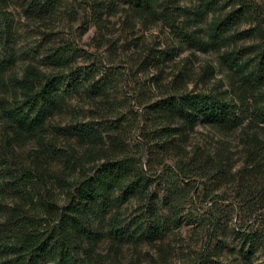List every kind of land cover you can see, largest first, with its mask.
<instances>
[{
  "label": "trees",
  "instance_id": "obj_1",
  "mask_svg": "<svg viewBox=\"0 0 264 264\" xmlns=\"http://www.w3.org/2000/svg\"><path fill=\"white\" fill-rule=\"evenodd\" d=\"M9 1L12 0H0V8H5ZM86 1L85 7L96 24L104 15L116 13L118 3L143 21L158 20L161 14L167 16L175 9L185 10L179 6V0ZM20 4L27 15L48 18L56 13L60 0H21ZM227 5L234 7L223 12ZM193 7L195 9L188 12L200 17L210 11L220 12L214 14L209 24L208 39L194 32L188 34L187 40L201 48L208 41L220 45L229 37L235 38L229 30L238 21L255 20L260 42L253 47L231 48L225 54L229 70L237 76L233 84L237 101L227 100L222 93L170 88L161 91L151 102L144 104L138 100V103L145 111V119L157 122L155 137L163 141L159 145L163 151L183 150L179 138L177 144H173L174 138L170 136L188 138L197 124L235 129L247 121L246 127L262 131L261 137L254 131L245 139L244 164L238 170L233 171V163L223 155L212 158L202 150H195L192 156L186 150L181 158L176 156L178 153H167L159 160L166 166V158L175 155L174 169L165 168L174 172L178 183L190 189L202 184L207 186L208 182L219 189L230 182L238 189L232 198L212 199L215 212L210 215L206 212V219H195L204 231L205 242L214 243L212 253L208 250L200 254L199 264H264V211H261L264 187L256 182L261 174L264 177V19L260 16L261 6L248 0H197ZM11 32L10 25L3 24L0 17V264H104L107 262L104 254L97 252L103 240L115 251L129 243L164 242L173 228L185 220L178 206L179 190L172 185L164 188L165 195L161 199L167 206V215L160 213V195L153 186L161 181L164 171L151 174L142 169L134 155H120L119 128L111 123L93 120L57 126L52 122L55 114L69 102L68 93L58 91L60 80L71 82V89L86 88L87 96L94 99L101 96L105 103L112 76L102 74L96 79L98 68H71L68 74L62 73L63 67H71L74 52L72 46L64 47L63 43L46 50L44 61L52 70L44 71L30 62L20 74H15L12 66L20 53L10 46ZM134 100L137 101L135 96ZM159 122L161 126L156 128ZM58 136L73 139L86 148L81 155L60 153L54 141ZM24 140L26 142L17 143ZM28 142L36 144L32 148L35 150L27 159L20 160L14 144ZM144 147L149 152L153 148L147 137ZM55 160L63 161L60 169L50 165ZM53 183H57L58 194L52 191ZM221 199L229 202L224 204ZM132 200L137 205L127 213L124 204ZM233 203L239 210L256 213L255 221L238 226L235 222L230 224L228 218L222 219V213L234 209ZM218 212L221 214L217 215ZM228 239L233 240V245L227 252L228 259L223 260L217 255L224 253ZM160 263L172 264L166 256Z\"/></svg>",
  "mask_w": 264,
  "mask_h": 264
},
{
  "label": "rangeland",
  "instance_id": "obj_2",
  "mask_svg": "<svg viewBox=\"0 0 264 264\" xmlns=\"http://www.w3.org/2000/svg\"><path fill=\"white\" fill-rule=\"evenodd\" d=\"M196 1L179 0V6L185 9L184 11L175 9L167 16L161 14L158 20L149 18L144 21L131 15L122 3H118L116 13L104 15L98 24L93 20L92 13L87 11L86 0H60L56 13L48 18L27 15L20 4L21 0L9 1L5 8H0L3 24L6 26L9 24L12 29L9 35L12 40L10 46L17 54L20 53L12 66L15 74H20L25 64L30 62L44 71L52 70L44 61L46 50L48 47L63 43L64 47L72 46L74 52L71 54L73 58L71 67H63L62 73L68 74L71 68L81 70L98 68L96 79L102 74L107 77L112 76V84L108 87L105 103L101 101V96L95 99L87 96L86 88L71 89V82L60 80L58 91L68 93L69 102L65 109L55 114L52 122L57 126H63L96 120L117 126L123 148L120 149V155L129 157L134 155L140 161L142 169L151 174L164 171L161 181H156L153 186L155 192L160 195L159 209L162 215H167L168 210L167 206L161 203L165 195L164 188L172 185L179 190L178 206L185 220L181 225L173 228L164 242L129 243L115 251L110 249L106 240H103L99 243L97 252L104 254L107 260L104 264L155 262L161 264L163 256H166L172 264H190L194 261L195 264H199L200 254L208 250L212 253L214 243L205 242L204 231L202 227L197 226L195 219H206V212H209L207 215L213 214L215 210L212 199L226 196L232 198L236 194L237 187L234 183L228 182L219 189L213 182H208L207 186L202 184L198 188L190 189L178 183L174 172L165 167L171 166L174 169V158L176 156L181 158L186 150L189 156H192L195 150H202L212 158L223 155L233 163V171L238 170L244 164L245 139H248L254 131L259 137L263 136L259 129L246 127L244 124L247 121L235 129L197 124L189 132L188 138L181 139L177 134L170 136L174 138L173 144H177L178 140L181 141V146L185 147L183 150L169 148L163 151L159 146L163 141L155 137L154 124L157 122L150 123L145 119V111L138 100L144 104L151 102L160 96L161 91L170 88L222 93L227 100L237 101L233 89L237 76L229 70V62L225 54L231 48L253 47L260 42L261 35L256 28L255 20L238 21L229 30L235 38L229 37L220 45L208 41L207 45L201 48L187 40L188 34L194 32L208 39L209 24L214 19V14L220 12L214 10L201 17L196 16L188 12L195 9L193 6ZM248 2H256L259 7L261 6L260 16L264 19V0H248ZM233 7L227 5L222 10L227 12ZM134 96L137 101L134 100ZM160 126L159 122L156 128ZM146 137L153 146L152 150L149 149L150 152L144 147ZM48 138L51 139V135ZM54 141L60 153L71 152L75 156L77 152L81 155L82 150L86 148V145L79 144L73 139L58 136ZM21 142L26 140L17 143ZM14 147L15 154L23 160L35 150L32 148H35L36 144L28 142L14 144ZM167 153L178 154L176 156L169 154L171 157L166 158L167 165L163 166L159 158H163ZM50 165L60 169L63 161L55 160ZM256 182L261 188L264 187L262 174L258 176ZM56 185L57 183H53L51 188L55 194H58L59 189ZM57 197L58 201L61 200L59 195ZM221 202L226 204L229 200L221 199ZM233 204L234 209L229 208L226 213L218 212L217 215H223L222 219L228 218L230 224L235 222L238 226L255 221L256 213L249 214L247 211L239 210L236 203ZM136 205L134 200L124 204L127 213L132 212ZM236 244L238 245V242ZM231 245L233 240L228 239V247H224L222 250L224 253L217 256L227 260L226 255ZM163 249L164 253L161 251Z\"/></svg>",
  "mask_w": 264,
  "mask_h": 264
}]
</instances>
